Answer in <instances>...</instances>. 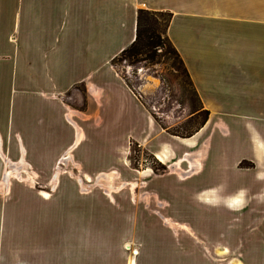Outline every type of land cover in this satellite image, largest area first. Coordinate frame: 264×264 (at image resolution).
I'll return each mask as SVG.
<instances>
[{"label":"crops","instance_id":"obj_1","mask_svg":"<svg viewBox=\"0 0 264 264\" xmlns=\"http://www.w3.org/2000/svg\"><path fill=\"white\" fill-rule=\"evenodd\" d=\"M140 9L171 14L165 36L208 111L194 135L161 129L111 66ZM128 140L174 167V222L119 203L125 221L88 220L74 185L63 202L0 198V264H264V0H0V170L58 177L66 161L110 183ZM159 178L143 196L161 201Z\"/></svg>","mask_w":264,"mask_h":264},{"label":"rangeland","instance_id":"obj_2","mask_svg":"<svg viewBox=\"0 0 264 264\" xmlns=\"http://www.w3.org/2000/svg\"><path fill=\"white\" fill-rule=\"evenodd\" d=\"M150 18L152 19L151 16ZM153 19L157 21L159 31L162 32L165 28L166 16L163 14L156 15ZM145 26L146 23L142 20V29ZM161 36L163 46L155 51L154 60L129 63L117 59L111 66L124 79L138 100L141 101V104L149 110L155 123L167 133L180 137L194 130L204 118V114L201 112L203 109L194 96L190 85H188L189 78L185 76L179 67V62L169 52V40H166L164 34ZM145 75L154 77L158 81L155 84H151V82L144 83L142 77ZM149 84L154 86L152 90L145 89V86L147 87ZM70 96L71 93L68 94V98ZM122 158L126 175H121L119 179L114 178L110 183L107 180L100 179V176L94 178L72 177L70 172L72 165L66 161L61 162L60 167H58L63 176L59 174L57 177L55 174L54 176H42L40 178L27 165H18L19 160L11 158V162H6L0 170V198L8 199L7 201L14 197L37 199L41 197L40 192H48L52 200H62L61 202H63V193H60L59 190L62 188L68 189L74 185L77 187L79 195L83 197V202L86 203V218L88 220L97 219V222H99L120 218L121 221H125L116 214L115 208L110 206L119 203L124 206L129 205L131 209H135L137 216L135 218L138 221L174 222L172 215L169 213L172 211L175 214V207L179 204V193H177L176 188L177 183L179 186V180L174 174H166L174 168L170 165V162L166 161L165 165H162L147 150L140 148L132 140L126 142ZM176 158L177 156L172 158L174 159L173 162L177 161ZM1 161L2 159H0V165ZM66 169L69 171L64 172ZM143 171H145L146 176L139 174ZM156 176L160 177V181L156 182L160 185L159 197L161 201L163 200L171 206L162 212H159V209L164 204H161L159 199L152 195L143 196L149 192L146 188L147 179ZM131 182H136L133 191L127 185ZM28 189L30 192H24ZM99 195L104 202L99 198ZM58 206L61 207L62 204ZM190 214L185 215L183 218L178 215L177 217L191 221Z\"/></svg>","mask_w":264,"mask_h":264},{"label":"trees","instance_id":"obj_3","mask_svg":"<svg viewBox=\"0 0 264 264\" xmlns=\"http://www.w3.org/2000/svg\"><path fill=\"white\" fill-rule=\"evenodd\" d=\"M162 14L165 15L167 19L165 23V28L161 32L159 31L157 21L153 19V17L155 18L156 15H162ZM150 16L152 17V19L150 18ZM170 18H171V14L169 13L151 12V11H146L144 9L138 10L136 13V29H135L134 40L129 46L121 50V52L112 60L111 65L115 63L117 59L125 60V61H128L129 63H138L140 61H145V60H154L155 51L158 48L163 46V42H162L163 39H161L162 37L161 35L163 34L165 35V30L168 27ZM142 20H144L146 23V26L144 29H142ZM166 40L168 41L167 37H166ZM168 43L170 45L169 52L179 62V67L182 69L185 76L189 78V75L187 71L185 70L183 66L184 64L182 60L180 59L178 53L176 52V50L173 48L172 44L169 41ZM188 85H190L194 93V96L197 98V101H198L199 99L194 90V87L192 86V81L190 80V78H189ZM201 112L204 114V118H202L199 125L194 130H192L189 134L180 136L181 138H186L191 135H194V133L203 126L206 119L208 118V111L201 110ZM172 135H175V134H172Z\"/></svg>","mask_w":264,"mask_h":264},{"label":"bare ground","instance_id":"obj_4","mask_svg":"<svg viewBox=\"0 0 264 264\" xmlns=\"http://www.w3.org/2000/svg\"><path fill=\"white\" fill-rule=\"evenodd\" d=\"M145 82H151V84H152V83L155 84V82H157V80H145L144 83H145ZM153 88H154V86L152 85V87H151L150 90H152ZM41 195H42V197H47V196H48L47 193H42Z\"/></svg>","mask_w":264,"mask_h":264},{"label":"water","instance_id":"obj_5","mask_svg":"<svg viewBox=\"0 0 264 264\" xmlns=\"http://www.w3.org/2000/svg\"><path fill=\"white\" fill-rule=\"evenodd\" d=\"M142 80H157L156 78H154V77H151V76H148V75H145L144 77H142ZM158 81V80H157ZM143 82V81H142ZM136 88H137V86H136ZM139 88V87H138Z\"/></svg>","mask_w":264,"mask_h":264},{"label":"built area","instance_id":"obj_6","mask_svg":"<svg viewBox=\"0 0 264 264\" xmlns=\"http://www.w3.org/2000/svg\"><path fill=\"white\" fill-rule=\"evenodd\" d=\"M137 95H138L139 97H141L139 93H137ZM136 97H137V96H136Z\"/></svg>","mask_w":264,"mask_h":264}]
</instances>
